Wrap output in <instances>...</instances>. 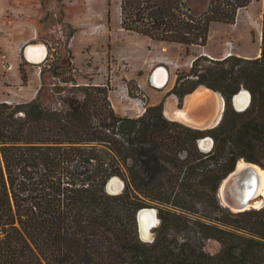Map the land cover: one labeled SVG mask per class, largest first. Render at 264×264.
Listing matches in <instances>:
<instances>
[{
    "label": "trees",
    "instance_id": "16d2710c",
    "mask_svg": "<svg viewBox=\"0 0 264 264\" xmlns=\"http://www.w3.org/2000/svg\"><path fill=\"white\" fill-rule=\"evenodd\" d=\"M251 2L209 0L197 15L190 0H122L121 27L157 42L205 47L213 23L234 25ZM202 60L241 65L219 72L198 68ZM71 67L61 57L50 70L60 76ZM239 80L254 102L264 96V12L260 57L201 56L189 73L177 74L170 94L180 107L199 86L221 93L225 109L212 128L167 119L163 102L139 117L121 116L109 86L71 77L62 82L82 97L64 98L65 110L47 109L38 98L0 103V264H264V207L234 212L219 197L246 157L236 143H250L257 132L252 116L243 119L247 110L232 106ZM126 84L130 97L143 92L135 80ZM209 137L213 149L200 151L199 141ZM113 178L123 181L122 193L108 191ZM198 203L206 217H196ZM144 208H156L161 220L150 243L139 234ZM196 218L198 234L221 244L218 253L173 235L186 233Z\"/></svg>",
    "mask_w": 264,
    "mask_h": 264
},
{
    "label": "rangeland",
    "instance_id": "374dc122",
    "mask_svg": "<svg viewBox=\"0 0 264 264\" xmlns=\"http://www.w3.org/2000/svg\"><path fill=\"white\" fill-rule=\"evenodd\" d=\"M121 1L0 0V103L15 105L38 98L47 109L65 110L64 98L82 97L69 88L71 84L62 82L64 78L71 77L81 85L109 86L111 104L121 116L136 118L143 115L148 107L163 102V113L169 120L179 121L194 129L216 126L212 124L217 122L216 115L221 113V93L204 85L199 86L184 98L180 107L178 97L170 92L176 83L177 74L189 73L198 57L205 56L216 61L230 55L243 59L260 57L264 0H252L246 9L240 11L234 25L213 23L207 45L191 46L189 49L185 45L153 41L122 29ZM190 1L197 15L202 14L209 3V0ZM71 31H74V35L69 39L68 33ZM25 39L28 40L23 43ZM34 46H43L46 51V57L39 64L27 60V51ZM37 51H33V59L40 61L43 57ZM61 57L71 59L73 68L63 75L55 76L50 65L59 62ZM234 65L237 69L241 64L229 62L215 65L202 60L198 68H217L219 72L223 68L228 72ZM157 69H162V72L158 73ZM59 70L62 73L65 69ZM22 75L26 78L25 81ZM221 75L226 76V73ZM132 80L137 81L143 91H135L136 98L129 96L126 84ZM155 81H161L163 85L156 87ZM211 82L217 85L223 83ZM236 82L241 88L234 95L232 106L238 110L234 99L243 90L247 91L250 102L245 109L248 115L243 119L252 116L257 128L250 143H236L237 150L246 156L240 161L257 165L264 170V96L258 94V100L254 102L251 91L243 87L246 82ZM63 88L67 90L63 91ZM209 141H212L211 147H208ZM213 147L214 141L210 137L199 141L202 152H209ZM116 181L121 182V187L117 191H109L113 194L122 193L125 185L119 178ZM262 199L261 207L251 209H262L264 194ZM202 203L197 204L198 218L207 215L203 212ZM154 209L156 212L152 216L158 225L152 229L153 239L147 243L155 240V230L161 223L158 211ZM197 220L190 219L193 223L186 233L172 234L181 241L190 240L203 244L210 254L218 253L221 244L215 240L203 239L196 231Z\"/></svg>",
    "mask_w": 264,
    "mask_h": 264
},
{
    "label": "water",
    "instance_id": "95a60500",
    "mask_svg": "<svg viewBox=\"0 0 264 264\" xmlns=\"http://www.w3.org/2000/svg\"><path fill=\"white\" fill-rule=\"evenodd\" d=\"M252 165L250 164L249 167L244 169L236 168V170L225 179L226 181L224 180V186L223 181L219 188V197L220 199L222 198L221 204L224 207L234 212H244L254 208L248 207V205L260 196L261 178L258 171ZM120 185L121 182L113 181L112 179L109 182L108 191L109 189L111 191H117L119 187H121ZM146 211L149 212L151 220H154L152 215H155L156 210L154 208H144L138 212L139 234L144 242L153 239V234H151L152 229L158 225L154 223L146 232H143L142 219Z\"/></svg>",
    "mask_w": 264,
    "mask_h": 264
},
{
    "label": "bare ground",
    "instance_id": "6f19581e",
    "mask_svg": "<svg viewBox=\"0 0 264 264\" xmlns=\"http://www.w3.org/2000/svg\"><path fill=\"white\" fill-rule=\"evenodd\" d=\"M36 48V49H35ZM35 50H38L37 53H39L40 57H44L45 55V48L43 46H34V48H31V49H28L27 51V56L30 57L31 59H33V51ZM34 62V61H33ZM158 70V69H157ZM162 69H159L158 70V73L162 72L161 71ZM156 72V71H155ZM167 77V76H166ZM209 92V91H208ZM211 92V91H210ZM216 96V95H215ZM219 98V97H218ZM216 99V98H215ZM214 100V99H213ZM249 102H250V95L247 91L243 90L241 93L237 94V97L235 98V103H236V106H237V109L238 110H245L248 106H249ZM221 103V102H220ZM222 108V107H221ZM220 111V110H219ZM214 116V115H213ZM220 116V115H219ZM217 118L218 115H217ZM181 120V119H180ZM183 120V119H182ZM187 123V122H186ZM191 125V124H190ZM215 125V124H214ZM209 140V139H208ZM212 141H209V146L208 147H211L212 146ZM210 149V148H209ZM250 164L244 162V161H240L238 163V166L237 168L238 169H244L246 167H249ZM252 165V164H251ZM255 167V169L258 171L259 175H260V178H261V188H260V196L252 201L248 207H254V208H259L261 207V205L263 204V199H262V196L264 194V170L261 169L260 167H258L257 165H252ZM117 178L114 179V181H116ZM226 181V180H225ZM225 181L223 183V186L225 184ZM149 212L146 211L144 216H143V219H142V228H143V232H146L149 227H151L152 224L156 223L154 220H151L150 216H149Z\"/></svg>",
    "mask_w": 264,
    "mask_h": 264
},
{
    "label": "crops",
    "instance_id": "0c3cea01",
    "mask_svg": "<svg viewBox=\"0 0 264 264\" xmlns=\"http://www.w3.org/2000/svg\"><path fill=\"white\" fill-rule=\"evenodd\" d=\"M28 39H30V38H28ZM28 39L23 40V43H26V41H27ZM37 52H38V51H37ZM45 57H46V51H45V55H44V57H43L40 61H39V60L36 61V59H31L30 57H27V60H29V62H32L33 64H39L40 62L43 61V59H44ZM33 61H34V62H33ZM37 73H38V71H37ZM38 74H39V73H38ZM162 85H163V83H161V81H155V82H154V86H156V87H161ZM140 86L143 87V84L140 83ZM220 102H221V103H220ZM219 103H220L219 108H220V112H221V113H219L220 116L218 115L219 118H217V115H216V121H217V122L214 123L215 125H217L219 119H221L222 114H223V112H224V108H225V102H224L223 98L220 99ZM221 107H222V108H221ZM214 124H212V125H214Z\"/></svg>",
    "mask_w": 264,
    "mask_h": 264
}]
</instances>
